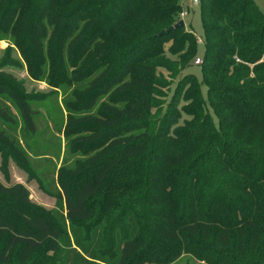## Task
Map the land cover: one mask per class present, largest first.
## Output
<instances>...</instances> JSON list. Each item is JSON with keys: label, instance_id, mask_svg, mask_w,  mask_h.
Wrapping results in <instances>:
<instances>
[{"label": "trees", "instance_id": "1", "mask_svg": "<svg viewBox=\"0 0 264 264\" xmlns=\"http://www.w3.org/2000/svg\"><path fill=\"white\" fill-rule=\"evenodd\" d=\"M185 2L0 0V42L70 96L63 134L79 156L58 171L53 215L32 213L28 188L0 180V201H14L0 211V264H31L39 250L57 257L51 264L170 263L184 253L264 264V13L254 0H200L202 80L187 74L160 116L170 84L157 69H186L198 53L186 26L168 32ZM0 77L11 82L0 79V151L29 169L22 142L39 134L38 107L49 101ZM183 112L191 119L181 122ZM18 127L20 138L10 133Z\"/></svg>", "mask_w": 264, "mask_h": 264}, {"label": "rangeland", "instance_id": "2", "mask_svg": "<svg viewBox=\"0 0 264 264\" xmlns=\"http://www.w3.org/2000/svg\"><path fill=\"white\" fill-rule=\"evenodd\" d=\"M259 9L264 13V0H254ZM185 7H188V12L185 16H182V20L185 21V26L188 30H191L198 40V53L196 57L191 61L190 67L186 69H179L178 71H170L165 67H159L158 75L162 76L169 84V89L165 93L166 96L160 98L158 107L154 110V114L159 112L160 116L165 114L169 103L176 95V90L179 84L186 78L187 74H194L198 77V80H202L201 64L203 63V56L205 54V30L201 17L200 5H194L191 0H186ZM166 57L172 58V55L167 51ZM201 60V64L197 65V60ZM32 63L34 61H31ZM32 67V65H31ZM30 63L22 56L21 52L16 49L12 44L6 41L0 42V73L10 74L16 80L15 85H12L16 91H20L26 96L30 97H42L48 98L49 102L44 105H40L38 108V132L32 140L22 142L23 147L27 153L29 161V169L24 167L20 163L15 155L9 148H4V152L0 151V180L6 184L11 185L15 183H22L30 192V203L27 209L33 212H47L50 215L58 210V197L59 184H58V171L61 167L67 166L74 168L79 156L72 155L67 149V141L63 134L67 123L68 117L64 112L63 103L66 99L70 98L62 90H57L47 83L34 79L30 72ZM11 84L6 77H0ZM188 80V79H187ZM168 84V85H169ZM188 88V86L186 87ZM204 94L206 88H203ZM206 96V94H205ZM182 97V96H181ZM181 99V98H180ZM163 104V105H162ZM185 102L181 100L179 109ZM187 105V104H186ZM162 106V108H161ZM210 113L213 116L214 121L217 123L218 119L213 110L210 109ZM18 121L21 124L18 113ZM181 122L191 119L184 112ZM51 115L53 117H51ZM59 124L56 127L57 120ZM155 118H159L156 116ZM158 120V119H157ZM10 129V128H9ZM61 129V131H60ZM18 133L16 134V131ZM17 130H10V133L17 135L19 138L22 136L21 128ZM2 146H5L1 142ZM8 150V151H7ZM82 161H86L87 155L80 153ZM99 197H97L98 199ZM13 200L0 201V211L5 212L12 208ZM9 211V210H8ZM11 212V210H10ZM15 215V214H14ZM87 221L88 223H93ZM115 231V230H114ZM57 261V257L52 252H45L39 250L33 254L31 264H51ZM5 264H20L19 260H12ZM29 264V263H27ZM150 264H206L198 260L191 254H183L174 262L170 263H150Z\"/></svg>", "mask_w": 264, "mask_h": 264}, {"label": "water", "instance_id": "3", "mask_svg": "<svg viewBox=\"0 0 264 264\" xmlns=\"http://www.w3.org/2000/svg\"><path fill=\"white\" fill-rule=\"evenodd\" d=\"M179 27H185V22H184L183 20L180 21V23L177 24L175 27L170 28V29L168 30V32H171V31L174 30L175 28H179ZM165 34H166V32L164 31V32L160 33L159 36H164Z\"/></svg>", "mask_w": 264, "mask_h": 264}, {"label": "built area", "instance_id": "4", "mask_svg": "<svg viewBox=\"0 0 264 264\" xmlns=\"http://www.w3.org/2000/svg\"><path fill=\"white\" fill-rule=\"evenodd\" d=\"M192 1V3L194 4V5H199V3H200V0H191ZM187 13L185 12L184 14H182V16H185ZM196 64L197 65H200L201 64V60L200 59H198L197 60V62H196Z\"/></svg>", "mask_w": 264, "mask_h": 264}]
</instances>
